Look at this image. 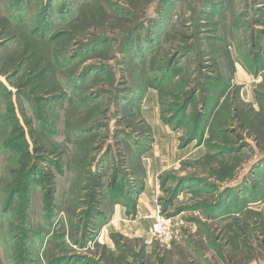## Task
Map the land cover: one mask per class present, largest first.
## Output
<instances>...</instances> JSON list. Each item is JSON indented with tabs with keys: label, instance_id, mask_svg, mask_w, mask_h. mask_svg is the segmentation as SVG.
Masks as SVG:
<instances>
[{
	"label": "rangeland",
	"instance_id": "rangeland-1",
	"mask_svg": "<svg viewBox=\"0 0 264 264\" xmlns=\"http://www.w3.org/2000/svg\"><path fill=\"white\" fill-rule=\"evenodd\" d=\"M0 264H264V0H0Z\"/></svg>",
	"mask_w": 264,
	"mask_h": 264
},
{
	"label": "built area",
	"instance_id": "built-area-1",
	"mask_svg": "<svg viewBox=\"0 0 264 264\" xmlns=\"http://www.w3.org/2000/svg\"><path fill=\"white\" fill-rule=\"evenodd\" d=\"M161 196L162 190L156 184L151 199L153 209L146 215V218L152 220L145 240L147 244H152L157 240L170 244L176 237L177 231L184 225L182 220H175V217L166 216L162 210Z\"/></svg>",
	"mask_w": 264,
	"mask_h": 264
},
{
	"label": "crops",
	"instance_id": "crops-1",
	"mask_svg": "<svg viewBox=\"0 0 264 264\" xmlns=\"http://www.w3.org/2000/svg\"><path fill=\"white\" fill-rule=\"evenodd\" d=\"M159 146L166 147L167 144L165 143H159ZM156 159V158H155ZM157 161V160H153ZM151 180L148 181L145 189L141 193L138 201V211H137V217L132 221H127L131 224L132 230H137L139 232L147 231L146 234H148V230L152 224V220L146 218V215L152 210V194H153V188ZM118 210V209H117ZM121 216H123V211H120Z\"/></svg>",
	"mask_w": 264,
	"mask_h": 264
}]
</instances>
